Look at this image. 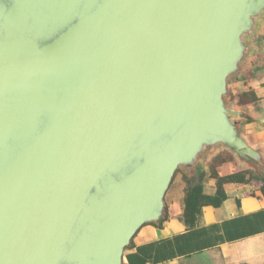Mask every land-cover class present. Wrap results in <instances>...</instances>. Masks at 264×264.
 <instances>
[{
	"label": "water",
	"instance_id": "95a60500",
	"mask_svg": "<svg viewBox=\"0 0 264 264\" xmlns=\"http://www.w3.org/2000/svg\"><path fill=\"white\" fill-rule=\"evenodd\" d=\"M263 14L264 0H0V264H124L179 167L223 145L262 168L224 96Z\"/></svg>",
	"mask_w": 264,
	"mask_h": 264
},
{
	"label": "crops",
	"instance_id": "0c3cea01",
	"mask_svg": "<svg viewBox=\"0 0 264 264\" xmlns=\"http://www.w3.org/2000/svg\"><path fill=\"white\" fill-rule=\"evenodd\" d=\"M240 95L235 105L241 136L264 159V60L253 71L242 73L235 83ZM250 96L247 100L242 98ZM233 165L217 169L229 175ZM263 184V183H262ZM264 185V184H263ZM257 185L225 188L228 199L221 207L205 206L197 227L184 220L185 204L170 201L162 225L143 226L123 255L124 264H250L264 263V195ZM207 195L215 188L208 187ZM224 254L225 257H219ZM219 257V258H217ZM219 259V260H218Z\"/></svg>",
	"mask_w": 264,
	"mask_h": 264
},
{
	"label": "rangeland",
	"instance_id": "374dc122",
	"mask_svg": "<svg viewBox=\"0 0 264 264\" xmlns=\"http://www.w3.org/2000/svg\"><path fill=\"white\" fill-rule=\"evenodd\" d=\"M248 49L246 50L243 61L240 64V69L238 73L232 75L228 79L227 94L224 96L225 103L232 109V106L236 104L237 99L240 95L236 93L235 83L238 77L242 73L251 72L258 66V63L264 60V14L258 19L255 30L250 34L245 36ZM250 96L242 98V100L249 99ZM256 164V162H255ZM222 165H233L229 175L220 176L217 173V169ZM264 171V166L262 168L256 167L254 164L248 163L242 156L233 152L229 148L219 145L212 149H207L203 155L200 156L198 163L193 167H179L175 172V175L171 181L168 191L166 192L164 203V218H168V208L169 203L176 200L178 203L183 202L185 204L187 195L194 185L196 180H200L204 187L205 192L209 191L208 187L223 189L231 186H252V190H257L255 186H264L258 175ZM240 174V178L243 181L234 180L230 182H225L224 178ZM254 190V191H255ZM207 195V194H206ZM199 217H197L199 221ZM163 223V222H162ZM159 223H148V225H162ZM264 245V241L262 243ZM225 257L224 254L219 255V257ZM217 257V258H219ZM219 258V259H220ZM218 259V260H219ZM240 264H250L249 262H241ZM264 264V263H263Z\"/></svg>",
	"mask_w": 264,
	"mask_h": 264
},
{
	"label": "trees",
	"instance_id": "16d2710c",
	"mask_svg": "<svg viewBox=\"0 0 264 264\" xmlns=\"http://www.w3.org/2000/svg\"><path fill=\"white\" fill-rule=\"evenodd\" d=\"M261 38L260 40H263ZM240 174L230 175L224 178L225 182H230L234 180L243 181L240 178ZM258 178L264 184V171L258 175ZM262 194L264 195V187L261 189ZM228 199L227 193L223 190L218 188L214 195H206L204 194V187L200 180H196L194 185L191 187L186 201H185V213H184V220L190 229H194L197 227L198 224V216L202 215V209L205 206H213L215 208L221 207L222 204ZM165 215V214H164ZM166 218L164 216L161 218L160 222H164Z\"/></svg>",
	"mask_w": 264,
	"mask_h": 264
}]
</instances>
